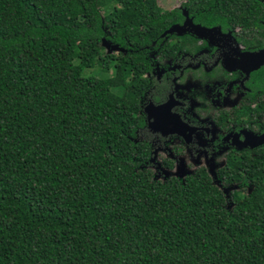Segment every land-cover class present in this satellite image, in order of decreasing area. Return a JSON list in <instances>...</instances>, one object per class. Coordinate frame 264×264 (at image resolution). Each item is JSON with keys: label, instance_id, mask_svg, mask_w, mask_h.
<instances>
[{"label": "trees", "instance_id": "obj_1", "mask_svg": "<svg viewBox=\"0 0 264 264\" xmlns=\"http://www.w3.org/2000/svg\"><path fill=\"white\" fill-rule=\"evenodd\" d=\"M193 1L223 27L263 13ZM167 16L157 0H0V264H264V166L227 198L203 172L153 179L128 139L143 60L102 43L139 50Z\"/></svg>", "mask_w": 264, "mask_h": 264}, {"label": "flooded vegetation", "instance_id": "obj_2", "mask_svg": "<svg viewBox=\"0 0 264 264\" xmlns=\"http://www.w3.org/2000/svg\"><path fill=\"white\" fill-rule=\"evenodd\" d=\"M259 2L263 13L256 24L223 27L205 23L195 1L181 0L161 7L170 24L149 45L135 50L104 41L108 55L143 60L133 87L137 122L128 139L141 151L139 167L153 179L203 172L222 192L231 188L228 196L251 192L248 165L264 166V0ZM172 26L178 29L162 37ZM227 181L234 183L225 186Z\"/></svg>", "mask_w": 264, "mask_h": 264}, {"label": "water", "instance_id": "obj_3", "mask_svg": "<svg viewBox=\"0 0 264 264\" xmlns=\"http://www.w3.org/2000/svg\"><path fill=\"white\" fill-rule=\"evenodd\" d=\"M178 27L177 26H172L170 27L166 32L163 33L162 37L165 36L167 33H172L173 31L177 30ZM197 30H200V31H207L208 29H205L203 27H196ZM102 45L104 47H107V45L103 42ZM113 49H117L116 46H113ZM264 138V136L262 137V139ZM215 178V176H214ZM215 184H219L217 181L215 182ZM219 186V185H218ZM231 188H226L223 190L225 196L228 198V192L230 191Z\"/></svg>", "mask_w": 264, "mask_h": 264}, {"label": "rangeland", "instance_id": "obj_4", "mask_svg": "<svg viewBox=\"0 0 264 264\" xmlns=\"http://www.w3.org/2000/svg\"><path fill=\"white\" fill-rule=\"evenodd\" d=\"M158 1V5L161 6L162 8L165 7V8H168L170 4L174 3V4H177L179 3L181 0H157ZM183 174H177V176L179 178H181ZM229 205V203H228Z\"/></svg>", "mask_w": 264, "mask_h": 264}]
</instances>
